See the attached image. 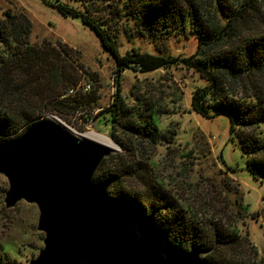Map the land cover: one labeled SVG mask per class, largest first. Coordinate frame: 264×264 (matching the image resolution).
<instances>
[{
    "label": "rangeland",
    "instance_id": "374dc122",
    "mask_svg": "<svg viewBox=\"0 0 264 264\" xmlns=\"http://www.w3.org/2000/svg\"><path fill=\"white\" fill-rule=\"evenodd\" d=\"M48 1H61L101 19L122 54L135 49L181 59L191 56L198 45L195 33L175 32L157 40L139 33L126 12L124 0ZM49 2L0 0V18L7 10L17 16L25 15L30 22L28 42L51 51L59 60L55 77L62 92L75 83L90 84L89 91L78 89L67 98L83 94L89 102L72 113L46 110L41 113L42 118L63 124L77 136H102L112 143L111 147L118 148L111 154L120 153L121 148L110 137L111 116L103 113L114 100L115 79L120 75L124 109L139 115L144 122L151 118V123L163 133V140L154 146H140V160L147 163L149 174L177 199L190 219L198 218L204 225L218 221L229 230L236 228L240 237L257 250L255 260H264V176L256 170L259 176L254 177L249 168L250 156L246 154L252 144L248 150L243 148L237 136L239 131L247 137L258 132L257 139L264 144V123L257 129L252 126L244 130L236 123L231 130L227 114L200 116L191 107V97L195 89L203 88L207 82L179 60L150 71L129 65L117 73L113 56L104 50L92 29L79 17L63 15ZM4 48L0 41L1 56ZM43 65L44 69L52 66L47 62ZM209 113L212 115L214 110ZM7 188V179L0 175V264L6 260L28 264L43 247L44 234L37 229L38 208L23 200L8 208L4 201Z\"/></svg>",
    "mask_w": 264,
    "mask_h": 264
},
{
    "label": "trees",
    "instance_id": "16d2710c",
    "mask_svg": "<svg viewBox=\"0 0 264 264\" xmlns=\"http://www.w3.org/2000/svg\"><path fill=\"white\" fill-rule=\"evenodd\" d=\"M49 4L63 15L79 17L92 29L104 50L113 56L117 73L129 65L150 71L179 60L207 82L191 97V107L200 116L227 114L231 130L236 123L242 130L252 126L257 129L264 123V0H124L138 32L151 40L175 32L198 35L194 53L181 59L135 49L122 54L101 19L61 1ZM0 19V41L5 47L0 55V141H5L35 122L51 120L42 118L46 110L72 113L90 99L83 94L67 99L77 93L65 95L69 88L78 86L76 83L64 92L57 87L59 60L51 51L28 42L30 22L25 15L7 10ZM46 62L56 66L44 69ZM115 80L114 100L103 113L111 116L110 137L121 152L102 160L94 180L108 183L111 198L153 214L159 230L181 249L202 250L207 264H264L262 259L255 260L257 250L240 237L236 228L229 230L218 221L205 225L198 218L193 221L177 199L149 174L147 163L140 160V146H154L163 140V133L151 118L144 122L124 109L120 75ZM243 132L237 133L242 147L247 149L252 144L246 153L250 171L255 178L264 176V144L259 143L258 132L251 137ZM7 261L4 264H12Z\"/></svg>",
    "mask_w": 264,
    "mask_h": 264
},
{
    "label": "water",
    "instance_id": "95a60500",
    "mask_svg": "<svg viewBox=\"0 0 264 264\" xmlns=\"http://www.w3.org/2000/svg\"><path fill=\"white\" fill-rule=\"evenodd\" d=\"M116 147L41 120L0 141V175L8 208H38L43 247L28 264H207L199 249H181L153 214L113 199L94 174Z\"/></svg>",
    "mask_w": 264,
    "mask_h": 264
},
{
    "label": "bare ground",
    "instance_id": "6f19581e",
    "mask_svg": "<svg viewBox=\"0 0 264 264\" xmlns=\"http://www.w3.org/2000/svg\"><path fill=\"white\" fill-rule=\"evenodd\" d=\"M85 137L89 138V139H92L94 141H97L99 143L105 144V145H107L109 147H111V144H112L108 139H106V138H104L102 136L96 135V134L90 133L88 135H85Z\"/></svg>",
    "mask_w": 264,
    "mask_h": 264
},
{
    "label": "built area",
    "instance_id": "2783aa9c",
    "mask_svg": "<svg viewBox=\"0 0 264 264\" xmlns=\"http://www.w3.org/2000/svg\"><path fill=\"white\" fill-rule=\"evenodd\" d=\"M90 84L88 83H85V84H82V85H78L76 86L75 88H69L67 90V92L65 93V95H70V94H73L76 90L80 89V90H83V91H89L90 90ZM262 200L264 202V197H262Z\"/></svg>",
    "mask_w": 264,
    "mask_h": 264
}]
</instances>
